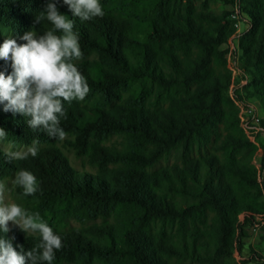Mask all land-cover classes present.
<instances>
[{"label":"trees","instance_id":"16d2710c","mask_svg":"<svg viewBox=\"0 0 264 264\" xmlns=\"http://www.w3.org/2000/svg\"><path fill=\"white\" fill-rule=\"evenodd\" d=\"M50 2L74 22L82 52L74 63L90 91L62 101L64 140L0 103L4 139L41 145L24 160L0 149V181L20 170L37 178L33 195L14 188L21 208L61 238L51 264H237L247 227L264 220L256 172L264 141H250L242 103L261 105L264 130V0H99L104 15L88 21L63 0H0V46L6 32L51 30L36 23ZM234 5L248 28L233 59ZM11 63L0 59V72L10 75ZM59 143L89 170L75 169ZM0 239L17 252L41 242L16 226Z\"/></svg>","mask_w":264,"mask_h":264},{"label":"clouds","instance_id":"9594fccd","mask_svg":"<svg viewBox=\"0 0 264 264\" xmlns=\"http://www.w3.org/2000/svg\"><path fill=\"white\" fill-rule=\"evenodd\" d=\"M73 17L88 21L102 17L99 0H63ZM46 19L53 28L37 36L32 30L26 32L18 44L15 39H6L0 46V59H11L12 72H0V103L4 111L20 113L28 126L37 130L42 128L49 137L64 140L66 133L60 127V118L65 116L62 101H83L89 93L86 79L78 71L74 61L82 58L79 37L73 31L74 22L60 14L56 2H50L36 16V23ZM60 34L57 35L56 33ZM6 131L0 128V138ZM37 141L24 152H9L11 160H24L38 153ZM14 184L29 196L38 190L37 178L27 170L16 173ZM4 185L0 184V229L9 231L12 222L24 233L38 232L41 242L27 252H17L11 241L0 239V264H40L54 259V250L62 247L61 238L54 234L51 227L43 222L38 214H29L15 203L3 204Z\"/></svg>","mask_w":264,"mask_h":264},{"label":"rangeland","instance_id":"374dc122","mask_svg":"<svg viewBox=\"0 0 264 264\" xmlns=\"http://www.w3.org/2000/svg\"><path fill=\"white\" fill-rule=\"evenodd\" d=\"M228 8V7H227ZM212 9L218 11L219 7L216 4L212 5ZM247 29V23L244 21L240 22V33L245 31ZM5 37L12 38V39H20L21 36H14L11 33L6 32L4 34ZM256 101H254L255 103ZM257 103H255L256 105ZM257 112L259 115H262L263 109L260 104L256 105ZM260 139L264 141V134L260 136ZM30 145L21 144L18 142H12L10 140H6L4 138H0V149L6 152L7 154L9 152H24L27 151ZM37 147H40V144L36 145ZM57 146L62 150L63 154L68 158L71 165L79 170H89V167L87 166V163L83 158H78L74 155L72 149L67 147L66 145L59 143ZM260 155H257V160L259 159ZM173 161V159H170V162ZM0 184L4 185V192H3V204H11L15 203L18 206H22V200L16 195L15 188H14V178L8 177L4 180L0 181ZM242 220V216L240 217ZM71 225H77L75 222H71ZM14 225L12 222L8 223V227H13ZM18 227V226H16ZM33 233V232H30ZM246 237L244 238V244L242 247V250L240 254H235V257L238 258L237 261L239 264H262L264 261V232H262L261 229L257 228L256 230L252 229V227H247ZM236 263V262H235ZM237 263V264H238Z\"/></svg>","mask_w":264,"mask_h":264},{"label":"built area","instance_id":"2783aa9c","mask_svg":"<svg viewBox=\"0 0 264 264\" xmlns=\"http://www.w3.org/2000/svg\"><path fill=\"white\" fill-rule=\"evenodd\" d=\"M230 18L234 20V28H235V38L238 35V32L240 31V22L245 20L241 17L240 15V10L238 6L234 5L232 9V13L230 14ZM235 50V46L231 48V55H233V51ZM234 59V57H233ZM239 70L235 66L234 62V70L232 73V82L230 86V94L233 96V80L235 76L238 74ZM245 80L241 81V84H244ZM243 111H244V118L243 120H248V127L252 128V135L250 141L252 142V137H258L264 134V130L259 126V120H260V115L257 113L255 109V105L250 102H243ZM260 146V145H256ZM263 161V164H262ZM257 172V178H258V183L260 187L263 190V195H264V148L262 147V157H261V169H256ZM264 225V220H260L259 223L255 224L254 227H260ZM255 229V228H254Z\"/></svg>","mask_w":264,"mask_h":264},{"label":"bare ground","instance_id":"6f19581e","mask_svg":"<svg viewBox=\"0 0 264 264\" xmlns=\"http://www.w3.org/2000/svg\"><path fill=\"white\" fill-rule=\"evenodd\" d=\"M247 23V22H246ZM247 28H248V24H247ZM240 32H238L239 34ZM237 36H240V35H237ZM234 39H235V35L229 40V46L230 48H232L234 46ZM232 58H233V55H232ZM234 62V61H233ZM256 111L257 110V107H255ZM258 113V112H257ZM244 116V115H243ZM261 116V115H260ZM245 125L248 126V120H245ZM250 128V127H249Z\"/></svg>","mask_w":264,"mask_h":264}]
</instances>
